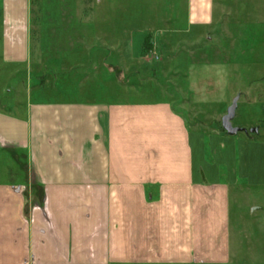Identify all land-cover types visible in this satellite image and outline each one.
<instances>
[{"label":"crops","instance_id":"crops-1","mask_svg":"<svg viewBox=\"0 0 264 264\" xmlns=\"http://www.w3.org/2000/svg\"><path fill=\"white\" fill-rule=\"evenodd\" d=\"M38 1L37 10L36 0H0V264L224 262L237 177L222 179L219 165L235 152L220 147L234 139L209 134L219 147L209 161L204 133L171 101L85 91L94 80L81 68L92 61L99 73L105 62L83 45L112 25L98 11L104 0L87 15L90 31L78 0L63 12ZM225 2L187 0L189 24L212 28L229 14ZM245 134L236 161L252 162L253 175L239 178L264 186V136Z\"/></svg>","mask_w":264,"mask_h":264},{"label":"rangeland","instance_id":"rangeland-1","mask_svg":"<svg viewBox=\"0 0 264 264\" xmlns=\"http://www.w3.org/2000/svg\"><path fill=\"white\" fill-rule=\"evenodd\" d=\"M78 1L76 8L89 26L84 25V31H90L92 19L87 15L97 10V0ZM226 4L229 14L210 28L189 24L187 0H104L98 11L110 12L107 16L112 25L101 29L105 34L85 35L83 45L85 54L100 56L105 62L99 73L93 71L92 61L85 63L81 68L87 76L84 79L94 81L92 84L83 81V89L92 90L98 99L171 101L188 124L204 133L203 147L209 161H213V154L219 153V147L212 148L208 135H230L221 127V118L238 93L232 125L247 131L255 127L259 131L250 132L251 136H264L261 3L260 0H226ZM40 5L41 1L36 0L37 10ZM41 8L47 12L70 11L73 2L49 0ZM17 77L26 83L29 80L24 72ZM5 82L10 89L11 80ZM245 135L239 131L230 136L235 141L233 146L224 141L220 147L224 154L229 148L235 152L226 155V163L219 165L222 179L230 172L237 177L229 191V252L221 264H264V186L249 183L247 175L243 180L239 178L240 170L253 175V163L247 159L253 154L250 150L245 151L244 157L251 165L239 167L236 161L242 147L238 139Z\"/></svg>","mask_w":264,"mask_h":264},{"label":"water","instance_id":"water-1","mask_svg":"<svg viewBox=\"0 0 264 264\" xmlns=\"http://www.w3.org/2000/svg\"><path fill=\"white\" fill-rule=\"evenodd\" d=\"M239 99V93L234 96L232 99L231 104L227 107L226 113L221 118V127L226 131L227 134L233 135L236 134L239 131L244 132H256L257 128H251L248 131L246 129L235 127L232 125L231 121L235 115V110L237 107V101Z\"/></svg>","mask_w":264,"mask_h":264}]
</instances>
